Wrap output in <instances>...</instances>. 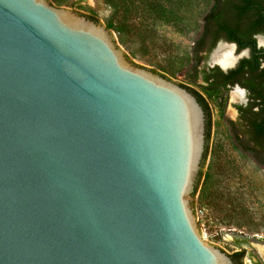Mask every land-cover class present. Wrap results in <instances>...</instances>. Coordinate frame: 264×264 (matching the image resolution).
I'll use <instances>...</instances> for the list:
<instances>
[{
  "label": "water",
  "instance_id": "1",
  "mask_svg": "<svg viewBox=\"0 0 264 264\" xmlns=\"http://www.w3.org/2000/svg\"><path fill=\"white\" fill-rule=\"evenodd\" d=\"M164 77L104 24L0 0V264H235L197 204L205 111Z\"/></svg>",
  "mask_w": 264,
  "mask_h": 264
},
{
  "label": "rangeland",
  "instance_id": "2",
  "mask_svg": "<svg viewBox=\"0 0 264 264\" xmlns=\"http://www.w3.org/2000/svg\"><path fill=\"white\" fill-rule=\"evenodd\" d=\"M51 3V0H48ZM212 0H65L56 8L93 17L107 26L115 21L127 33L113 35L136 67L197 90L213 117L208 179L197 199L207 243L228 256L239 249L264 264V169L234 143L229 121L237 120L233 92L209 93L189 81L192 48ZM216 48V47H215ZM213 52V51H212ZM212 52L203 65L211 64Z\"/></svg>",
  "mask_w": 264,
  "mask_h": 264
},
{
  "label": "trees",
  "instance_id": "3",
  "mask_svg": "<svg viewBox=\"0 0 264 264\" xmlns=\"http://www.w3.org/2000/svg\"><path fill=\"white\" fill-rule=\"evenodd\" d=\"M109 5L116 7L115 0H105ZM65 0H51V4L57 6L62 5ZM89 19L96 21L93 17ZM107 29L117 32L118 34L127 33V28L119 22H109ZM264 35V0H212L209 10L203 17L202 29L194 41L192 48V67L189 74V81L197 85L199 76L204 75V85H199L204 91L209 93L225 94L226 84L237 83V79L229 78L234 75H244L247 71H257L260 67L259 54H263L264 49H257L255 35ZM223 40L229 43H235L239 50L250 49L252 57L243 59L239 66L224 74L218 68H214L212 72H207L202 67L206 54L211 53L218 41ZM206 54L203 55V53ZM264 73V72H263ZM215 74H220L226 78H213ZM212 77V78H211ZM212 80V81H211ZM240 84L249 88L251 91L256 90L257 95L253 96L251 107H259V111L252 112L254 118L249 120L254 132V144H246L243 137L248 134L245 129L235 128V122L229 121V127L233 136L235 145L246 155L253 158L260 166L264 168V160L260 158L257 149L264 146V78H238ZM186 88L198 99L202 105L206 116V146L203 156V164H205L208 153L209 143L212 131V114L205 98L197 90L180 84ZM242 127V125H240ZM260 142V143H259ZM202 171L195 187L194 197L199 190ZM241 246V241H238ZM231 258L243 260L246 256L244 250L229 255Z\"/></svg>",
  "mask_w": 264,
  "mask_h": 264
},
{
  "label": "flooded vegetation",
  "instance_id": "4",
  "mask_svg": "<svg viewBox=\"0 0 264 264\" xmlns=\"http://www.w3.org/2000/svg\"><path fill=\"white\" fill-rule=\"evenodd\" d=\"M254 38L256 39V45H257V49H264V43L261 45L260 44V38L263 39L264 41V35H255ZM221 41V40H220ZM218 41V43L220 42ZM218 43L216 45V48L218 46ZM230 46V45H229ZM215 48V49H216ZM235 49V48H234ZM248 50V54L244 53V51ZM214 51V50H213ZM206 54V52L203 53V55ZM207 55V54H206ZM259 60H260V67L257 71H247L244 75L240 74V75H234V76H230L229 78H235L237 79V83H234V84H226V90H225V94H227L229 91L231 90H240L244 93L243 95V99L242 100H239V104L235 106V109H236V112H237V120L236 121H232V122H235V128L237 129L238 128H242V129H245L248 134L245 135L243 137V141L246 143V144H249V145H252L254 144V141H255V138H254V132H253V128L251 126V123H249V120L252 121L253 118H254V115L252 114V112H257L259 111V107H251V104H252V101H253V96L257 95V92L256 90H250L249 88H245L243 87L241 84H240V81H238V78H264V56L263 54H259ZM234 56L238 58H240V60L238 61V63L236 64V66L232 69H229L228 71H224L222 69V66L219 64V65H216L214 67H211V65H208V66H204L203 65V61H202V67L201 68H204L206 69L207 72H212V70L214 68H218L221 72H223L224 74H227L228 72H230L231 70H234L236 69L240 62L243 60V59H249L252 57V53H251V50L250 49H243V50H239L238 46H237V49L236 51L234 52ZM218 64V63H216ZM165 78V77H164ZM199 80L198 82L201 80L202 81V85H204V78L205 76L204 75H200L199 77ZM212 78V77H211ZM213 78H226V77H222L220 74H215ZM212 81V80H211ZM239 87V88H237ZM244 90V91H243ZM234 91V92H235ZM207 92V91H206ZM233 92V93H234ZM212 94V93H211ZM237 101V100H236ZM240 125H242V127H240ZM231 130V129H230ZM260 143V142H259ZM264 144V143H262ZM257 152L259 153L260 155V158H262L264 160V146L260 149H257ZM264 169V168H263ZM238 243V242H237ZM236 244V247L239 249L238 252L242 251L243 248H242V245L241 246H238ZM236 253V252H235ZM234 254V253H233ZM233 262L235 264H255L254 261L250 260V258H247L246 256L244 257V259L241 261L239 260L238 258H235L233 259Z\"/></svg>",
  "mask_w": 264,
  "mask_h": 264
},
{
  "label": "bare ground",
  "instance_id": "5",
  "mask_svg": "<svg viewBox=\"0 0 264 264\" xmlns=\"http://www.w3.org/2000/svg\"><path fill=\"white\" fill-rule=\"evenodd\" d=\"M235 49L233 46L229 45H221L215 54L213 55L212 61L214 63L220 64L223 68H227L232 66L236 60L237 57L234 56ZM244 93L240 90H236L233 94L234 100H242Z\"/></svg>",
  "mask_w": 264,
  "mask_h": 264
}]
</instances>
